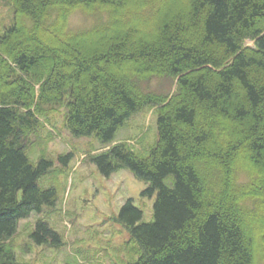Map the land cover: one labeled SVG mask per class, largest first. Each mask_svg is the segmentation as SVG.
Segmentation results:
<instances>
[{
	"label": "trees",
	"instance_id": "obj_1",
	"mask_svg": "<svg viewBox=\"0 0 264 264\" xmlns=\"http://www.w3.org/2000/svg\"><path fill=\"white\" fill-rule=\"evenodd\" d=\"M2 1L14 23L0 36V264H21L20 223L56 206V190L39 185L54 164L29 151L59 107L74 136L104 147L156 111L150 153L120 142L90 158L104 177L129 169L149 183L144 196L157 194L154 221L141 223L132 199L117 217L128 264H264V0ZM77 12L99 19L75 30ZM155 79L175 92H145ZM30 237L63 245L44 219Z\"/></svg>",
	"mask_w": 264,
	"mask_h": 264
},
{
	"label": "rangeland",
	"instance_id": "obj_2",
	"mask_svg": "<svg viewBox=\"0 0 264 264\" xmlns=\"http://www.w3.org/2000/svg\"><path fill=\"white\" fill-rule=\"evenodd\" d=\"M98 19L77 12L71 17L70 27L87 29ZM13 23V7L8 2H0V36ZM247 44L253 46L254 42L247 41ZM143 90L167 97L175 92L176 83L169 79H155L149 85H143ZM49 117L50 121L44 122L46 129L40 135L41 145L31 146L29 152L35 162L42 155L53 162V168L41 178L39 185L44 190L55 189L58 199L54 208L45 206L40 214L34 213L20 223L12 240L18 262L128 264L135 258L129 252L131 237L117 217L125 203L132 199L144 213L141 223L154 221L157 194L144 196L149 183L129 169H122L110 178L104 177L90 158L120 142L129 144L136 153H150L159 139L155 109L145 108L135 114L118 133L116 142L107 147L95 135L74 136L65 124V107H59ZM38 219H44L61 235L62 246L38 245L31 239Z\"/></svg>",
	"mask_w": 264,
	"mask_h": 264
}]
</instances>
